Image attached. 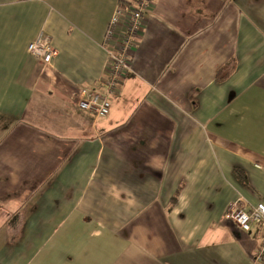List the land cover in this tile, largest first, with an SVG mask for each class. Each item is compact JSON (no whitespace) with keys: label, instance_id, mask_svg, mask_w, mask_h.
Masks as SVG:
<instances>
[{"label":"crops","instance_id":"crops-1","mask_svg":"<svg viewBox=\"0 0 264 264\" xmlns=\"http://www.w3.org/2000/svg\"><path fill=\"white\" fill-rule=\"evenodd\" d=\"M120 2L0 0V264H264V0H152L97 117Z\"/></svg>","mask_w":264,"mask_h":264},{"label":"built area","instance_id":"built-area-1","mask_svg":"<svg viewBox=\"0 0 264 264\" xmlns=\"http://www.w3.org/2000/svg\"><path fill=\"white\" fill-rule=\"evenodd\" d=\"M152 0H136V4L129 7H117L109 21L105 33L104 45L108 54L106 77L103 81V90L81 87L78 107L91 112L97 117H106L111 110V97L116 95L122 81L131 71V51L139 38L145 22V15ZM122 21L125 26L119 31ZM31 56L49 63L57 54L50 38L44 34L39 35L28 45ZM225 219L234 222L242 231L250 233L256 226L264 233V204L245 209L239 201L229 204ZM255 261H264V240L255 257Z\"/></svg>","mask_w":264,"mask_h":264},{"label":"trees","instance_id":"trees-1","mask_svg":"<svg viewBox=\"0 0 264 264\" xmlns=\"http://www.w3.org/2000/svg\"><path fill=\"white\" fill-rule=\"evenodd\" d=\"M130 5H134L133 2L131 3H124V2H120L119 6H123V7H129ZM182 187H179L176 192L174 193V195L171 198V208L174 207V205L177 203L178 197L181 193ZM170 208V209H171Z\"/></svg>","mask_w":264,"mask_h":264}]
</instances>
